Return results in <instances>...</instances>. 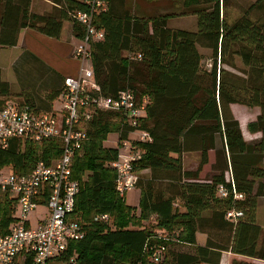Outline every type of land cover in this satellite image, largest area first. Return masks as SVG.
Wrapping results in <instances>:
<instances>
[{
  "label": "trees",
  "instance_id": "trees-1",
  "mask_svg": "<svg viewBox=\"0 0 264 264\" xmlns=\"http://www.w3.org/2000/svg\"><path fill=\"white\" fill-rule=\"evenodd\" d=\"M48 1L53 10L39 15L31 11L32 0H0V48L15 46L18 33L27 28L59 39L64 23L81 39L83 29L73 14L89 11V0ZM170 1L182 2L180 16L196 18L195 31L168 28L172 14L143 16L133 11L132 0H106L107 7L93 17L104 35L91 45V70L100 93L115 98L127 90L138 101L146 100L138 129L148 139L131 143L142 152L135 170L149 175L136 182L138 206H128L115 189L109 164L133 130L119 113L95 111L71 167L72 179L79 183L73 218L84 235L54 258L62 264H219L223 251L231 254L229 264L264 261V231L255 225L256 201L264 197V182H256L264 179V0H255L231 23L224 12L226 0ZM200 49L211 51L208 69ZM236 58L246 68L242 78L222 67L234 69ZM62 88L47 94L45 106L37 105L29 90L13 94L0 74V110L14 98L32 110L50 111ZM232 104L259 109L247 125L249 132L261 134L258 141H243ZM112 133L117 145L105 147ZM211 150L216 174L202 181L200 169ZM61 151L58 139H12L0 149V169L27 175L38 161L48 164ZM191 152L199 153V168L186 172L181 156ZM222 185L228 190L233 185L242 199L216 196ZM16 205L8 191H0V236L15 222ZM232 209L242 213L235 222L225 218ZM197 233L206 235L204 246H196ZM23 264H32L31 256Z\"/></svg>",
  "mask_w": 264,
  "mask_h": 264
},
{
  "label": "built area",
  "instance_id": "built-area-1",
  "mask_svg": "<svg viewBox=\"0 0 264 264\" xmlns=\"http://www.w3.org/2000/svg\"><path fill=\"white\" fill-rule=\"evenodd\" d=\"M222 4L223 0H218ZM89 11L73 14L81 24L83 36L72 50V57L79 62L77 74L63 79V88L58 96L62 106L50 111H35L11 100L0 110V149L7 147L12 139L40 143L58 139L62 145L60 156L46 164L38 161L30 173L18 176L0 169V191H8L15 198V222L7 234L0 236V264H13L17 257L31 256L32 264H48L60 256L72 241L83 237L78 222L73 218L75 198L79 183L72 179V160L87 139L86 126L95 111L119 113L124 125L132 128L128 139L121 143L117 159L109 164L115 172V189L120 197L135 188L139 172L134 168L142 152L132 145L144 142L148 136L138 129L145 115L146 100L138 101L131 91H120L115 98L103 96L94 81L91 70V45L103 40V31L93 24V17L107 7L106 0H89ZM136 58H140L137 55ZM84 61L90 68L82 73ZM131 136H135L131 138ZM122 150V151H121ZM229 181V180H227ZM219 198L232 196L242 199L234 186L228 190L218 186ZM44 200L47 217L30 226L29 215L39 201ZM18 210V213H17ZM242 217L239 211H227L225 218L235 222ZM108 219L107 215L99 216ZM160 250L155 254L157 262ZM160 257V256H159Z\"/></svg>",
  "mask_w": 264,
  "mask_h": 264
},
{
  "label": "crops",
  "instance_id": "crops-1",
  "mask_svg": "<svg viewBox=\"0 0 264 264\" xmlns=\"http://www.w3.org/2000/svg\"><path fill=\"white\" fill-rule=\"evenodd\" d=\"M180 2V1H174ZM49 1L47 0H32L31 11L33 13L44 15L50 12L48 8ZM50 7V6H49ZM186 17V16H182ZM194 18V30L196 29V18L194 16H189ZM65 25V23H64ZM64 25L62 27L59 39L48 37L46 35L40 34L32 29H23L18 33L17 43L13 47L0 48V74L1 80L7 82L10 85L11 92L13 94H18L22 90H29L34 98V102L37 105H44L48 103L46 98L47 94L52 91L60 90L62 88V80L65 77H74L77 74L79 68V62L72 57V50L74 46L78 43L77 38H75L71 33V25L67 24V31L63 32ZM175 30H186L181 28H174ZM173 29V30H174ZM189 31V30H188ZM77 43H75V42ZM58 97L55 99L57 100ZM54 100V101H55ZM52 107V103H50ZM241 108L237 104L230 105V112L232 117L238 122L239 129L241 132V137L245 143H253L261 138L260 133H251L247 129V125L256 120L260 111L257 107L249 108L242 107L246 110L253 112V115L249 119L241 121L235 114L236 108ZM105 147H107L104 144ZM115 147V146H114ZM109 147V148H114ZM218 150L220 145H218ZM264 156V153H263ZM181 166L182 170L186 172H195L199 168V153L191 152L186 153L181 156ZM264 170V157L262 161ZM6 170V169H5ZM202 170H207V175L202 179V181L209 179L211 176L215 175L214 171V151L208 152V161L206 164L202 165L199 175ZM9 172V170L7 171ZM6 173V172H5ZM149 174L148 170L139 172ZM230 172L225 173V177H230ZM146 175V174H145ZM262 180H256L258 183ZM136 189V187H135ZM138 199L136 205H129L131 207H137L139 201V190ZM132 191V190H130ZM128 191V192H130ZM125 196V195H124ZM256 211H255V225L258 226L261 231H264V197L257 198L256 201ZM44 205L39 201L38 205ZM45 206V205H44ZM47 211L44 215V220L47 217ZM42 220L37 219L38 222ZM37 222V223H38ZM196 246H204L206 241V235L197 233L196 234ZM187 251H193V247H187ZM186 248L184 247L183 250ZM180 250V249H179ZM231 254L227 251L221 253L219 264H229V257ZM237 258V257H236ZM239 258V257H238ZM26 258L20 257L18 264L24 262ZM254 264H264V261L257 259H250ZM51 261H55L54 259ZM49 261V262H51ZM21 262V263H20ZM48 262V263H49Z\"/></svg>",
  "mask_w": 264,
  "mask_h": 264
},
{
  "label": "rangeland",
  "instance_id": "rangeland-1",
  "mask_svg": "<svg viewBox=\"0 0 264 264\" xmlns=\"http://www.w3.org/2000/svg\"><path fill=\"white\" fill-rule=\"evenodd\" d=\"M48 1V0H47ZM255 2V0H226V5L224 7V12L226 13V17H227V21L229 23H231L232 21H235V19L239 18L242 16L243 12L245 10L248 9V7L253 4ZM46 5H48L47 3H45ZM131 8L133 9V11H136L137 13L140 12L143 16H152V15H158V14H172L173 18L169 19V21L167 22V27L170 29H174V28H181V29H186L189 31H194L192 29H194V18L193 17H182L180 16V14L183 12V6H182V2H174V1H170V0H158L156 2L153 3H146L143 0H132L131 2ZM50 4L48 5V8H50V11H52V6H50ZM254 17V16H253ZM175 30V29H174ZM67 31V23H65L64 25V30L63 32ZM75 42V41H73ZM77 43V42H75ZM1 50V49H0ZM201 56L203 57V61H202V65L204 68L208 69V65L210 64V56H211V51L209 50H205V49H200L199 50ZM234 63H235V68L231 69L227 66H222L224 67V69L230 71L231 73H233L235 76L238 77H243V75L241 74L242 71L246 70V68L243 66V64L241 63V60L238 58L234 59ZM90 68V64L89 61H84L83 62V66H82V73H84L86 70H88ZM8 101V100H7ZM11 101L17 103V104H21L20 100H16V99H11ZM241 106V108H237L234 107V109L236 108L235 114L236 116L241 120H245V119H249L252 117L253 112H250L248 110H246L245 108L242 107H246L243 105H239ZM62 106L61 101L59 99L55 100L52 102V108L53 109H59ZM135 136H131V138H134ZM104 144L107 147H116L117 145V135L112 133L109 134L106 138V140L104 141ZM122 151V150H121ZM8 169L4 170V172H7ZM141 172V171H140ZM146 174V175H145ZM207 170H202V173L198 176V178L200 180H202L204 177H206L207 175ZM149 174L147 173H141V175H139L138 177L140 178H146ZM218 196V195H216ZM137 199H138V193L137 190L135 188L132 189V191L127 192L124 196V200L125 203L129 206V205H136L137 203ZM47 209L44 205H39L36 207V209L30 213L29 215V221H30V226L32 228H35L37 226V219L42 220L44 218V215L46 213ZM18 213V210H17ZM264 218V216H263ZM109 221L110 218L108 217ZM152 222V221H150ZM145 226L148 225V223H143ZM178 244H174V249H176ZM187 248V247H185ZM188 250H190L189 248H187ZM21 263V262H20ZM24 262H22L21 264H23ZM48 264H62L58 261H51Z\"/></svg>",
  "mask_w": 264,
  "mask_h": 264
}]
</instances>
